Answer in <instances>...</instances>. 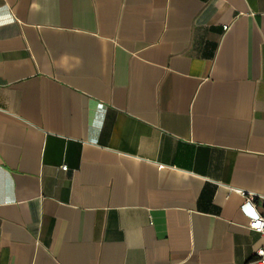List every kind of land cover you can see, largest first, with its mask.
Segmentation results:
<instances>
[{"label": "crops", "instance_id": "0c3cea01", "mask_svg": "<svg viewBox=\"0 0 264 264\" xmlns=\"http://www.w3.org/2000/svg\"><path fill=\"white\" fill-rule=\"evenodd\" d=\"M237 191L264 0H0V264H257Z\"/></svg>", "mask_w": 264, "mask_h": 264}, {"label": "built area", "instance_id": "2783aa9c", "mask_svg": "<svg viewBox=\"0 0 264 264\" xmlns=\"http://www.w3.org/2000/svg\"><path fill=\"white\" fill-rule=\"evenodd\" d=\"M237 193L245 199L244 207L249 209L248 228L251 231L261 234L264 238V196H258L244 191H237ZM259 207L262 209V212L259 210ZM255 260L257 264H264V242L256 251Z\"/></svg>", "mask_w": 264, "mask_h": 264}]
</instances>
